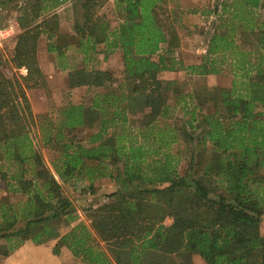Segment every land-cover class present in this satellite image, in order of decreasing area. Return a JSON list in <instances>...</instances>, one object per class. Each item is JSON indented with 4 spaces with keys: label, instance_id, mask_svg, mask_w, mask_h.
<instances>
[{
    "label": "trees",
    "instance_id": "obj_1",
    "mask_svg": "<svg viewBox=\"0 0 264 264\" xmlns=\"http://www.w3.org/2000/svg\"><path fill=\"white\" fill-rule=\"evenodd\" d=\"M62 1L16 9L20 30L9 62L26 74L7 75L0 64V256L26 242L21 264H60L49 257L62 247L81 264H180L169 257L192 253L206 264H264V20L255 12L264 0H221L205 56L178 66L198 75L219 73L224 63L231 70L229 86L197 93L185 111L191 132L199 129L195 137L167 122L172 86L161 75L177 68L180 38L159 4L166 0H116L124 18L114 28L96 14L107 0H84L73 43L60 32L55 9ZM43 36L48 52L61 56L73 44L82 54V66L68 72L69 88L106 90H96L90 104L34 115L26 89L47 85L37 61ZM96 50L104 58L121 51L120 90L110 89L112 71L89 64ZM35 118L45 125L42 144L56 148L51 167L29 134ZM96 123V131L78 136ZM182 136L202 150L190 154L200 170L190 183L171 151ZM11 161L16 169L5 167ZM104 180L115 190L82 209L87 225L62 184L94 195Z\"/></svg>",
    "mask_w": 264,
    "mask_h": 264
},
{
    "label": "rangeland",
    "instance_id": "obj_2",
    "mask_svg": "<svg viewBox=\"0 0 264 264\" xmlns=\"http://www.w3.org/2000/svg\"><path fill=\"white\" fill-rule=\"evenodd\" d=\"M40 0H0V64L3 66L5 74L9 75L18 73L21 75L26 74L25 67L16 69L13 64L9 62L12 48L14 46L16 35L19 32L18 26H11V22L15 23L16 20V9L23 6L25 3L27 5H34ZM84 0H64L55 9L59 16V28L60 32L67 42H77V36L75 34V25L82 22V5ZM221 0H166L165 2H160L163 14L170 16V23L176 29L179 35L180 45L173 49V57L179 60L177 68L175 70L164 71L161 77L167 82H171L168 104L170 105V119L167 122H171L172 126L180 127L182 130H187L192 133L195 137L199 129L191 132V129L187 125V121L190 118L189 113H185L186 110H193L195 103L196 94L199 92L209 91L213 86H229L231 82V70L228 63L221 65L220 72L216 74H206L198 75L187 72L184 66L197 64L201 61L207 51V44L209 37L215 30V24L218 22L217 14H215L214 7L220 9ZM220 12V11H219ZM258 15V21L264 20V7H259L255 10ZM97 16L103 17L104 20L108 21L109 28H114L117 26L118 22L123 20L124 12L121 10L120 5H118L116 0H107L100 9L96 12ZM43 40L40 41V46L37 50V55L43 60V65L45 68H49L50 61H55L54 52H48L46 49V40L43 36ZM52 41L56 43V39L53 38ZM237 42V41H236ZM239 44V40L237 42ZM159 53H162L165 49V44L160 45ZM100 48V47H99ZM99 50L90 52L91 56H98L102 59V64L105 68H109L116 76V81L113 82L111 88H115L117 84L122 79V69L123 63L121 58V51L115 50L111 52L107 58H104L103 53H98ZM52 53V54H51ZM93 53V54H91ZM65 59L68 60L69 64L73 68L81 66L82 54L76 50V47L71 44L70 47L65 51ZM61 57V56H60ZM50 60V61H49ZM56 60H59L57 58ZM60 61V60H59ZM58 61V62H59ZM183 66V67H178ZM50 74V73H49ZM50 78L47 79V85L49 90H28L27 95L30 100L31 109L34 115L44 114L46 112H54L56 109L63 107L68 103H78L82 102L84 104H90V100L93 93L96 90H67L65 80L57 74H50ZM184 103H186V109H183ZM209 105H205L202 109L208 110ZM42 109V110H40ZM39 110V111H37ZM206 112V111H205ZM55 113V112H54ZM140 117V112L135 115V118ZM42 122V120H41ZM163 119H159L158 126L163 125ZM40 120L35 118L34 123L32 122L29 127V134L33 140V144L38 148L40 154L43 157V161L46 166L51 167L50 160L56 152V148L51 146H44L41 142L42 138V128L39 124ZM46 124V122H45ZM97 123L90 129L84 130L83 133H78V136L85 135V133L94 132L97 129ZM185 137V136H182ZM178 138L173 143L172 152L180 156L179 168L181 172H185V179L187 182H191L192 179L200 174V170L195 160H193L194 165H190L189 157L190 154H196L202 152V150L196 148L197 144L195 139L189 140L188 137L186 141ZM54 145V144H53ZM207 151H203V155H207ZM5 164V167H10V169H16V165L13 161ZM213 184V183H212ZM0 185L1 184L0 181ZM76 183L72 184L64 183L62 184V192L67 196L78 212L79 218L83 220L85 224L88 225V220L85 218L83 213V208H86L91 203L102 202L106 200L105 195L115 190V186L111 185L106 180L102 181V184L96 188L94 195H85L81 192L80 187ZM5 194L0 189V197ZM215 192L211 191V196H214ZM20 198L19 195L12 196L11 200H17ZM260 232L264 235V213L260 217L259 223ZM68 230V227H63L61 232ZM95 239L97 237L95 236ZM3 243V241H0ZM50 243H52L50 241ZM25 247V242L18 248ZM18 248H14L11 252L16 251ZM64 253L60 254L61 264H81L78 258L74 257L72 253L64 248ZM11 252L9 254H11ZM61 252V251H60ZM9 254L7 256H9ZM6 256V257H7ZM169 259L172 262H177L180 264H206L204 260L195 253L188 255L172 254ZM5 256H0V264H4Z\"/></svg>",
    "mask_w": 264,
    "mask_h": 264
},
{
    "label": "crops",
    "instance_id": "obj_3",
    "mask_svg": "<svg viewBox=\"0 0 264 264\" xmlns=\"http://www.w3.org/2000/svg\"><path fill=\"white\" fill-rule=\"evenodd\" d=\"M56 11V10H55ZM57 12V11H56ZM15 23H13V22H11L12 24H11V26H18V28H19V24L17 23V21L15 20L14 21ZM52 54V53H51ZM54 55V59H55V61H50V66H49V68L47 69V68H45L46 66L45 65H43V60L41 59V57L39 56V55H37V61H38V64H39V67H40V69H41V71H42V73L45 75V78H46V80L48 79V78H50L49 77V75L50 74H57V75H59L60 77H62L65 81V86H66V88H67V90H106V88H103V87H98V88H94V87H91V88H87V87H85V86H79V87H75V88H69L68 87V85H67V77H68V72L71 70V69H73V67L71 66V64H69V62H68V60H64L65 59V56H64V54L63 55H61V57L60 56H57V54H53ZM57 58H59V60H56ZM82 59L83 58H81V66H82ZM59 61V62H58ZM102 62V59H100L98 56H93L92 57V59H91V61L89 62V64H93V66L95 67V68H99V69H107V70H110V71H112L111 69H109V68H105L104 66H103V64L101 63ZM80 67V66H79ZM123 67V66H122ZM50 73V74H49ZM113 76L116 78V76H115V74L113 73ZM122 80V79H121ZM120 80V81H121ZM119 84V83H118ZM118 84H117V86L115 87V88H111V86H113V83L110 85V89H114V90H118L119 88H118ZM27 91L28 90H49V86L48 85H46L45 87H37V88H35V87H31V88H28V89H26ZM120 90V89H119ZM27 93V92H26ZM28 96V95H27ZM29 98V97H28ZM30 101V100H29ZM40 110H42V109H40ZM37 111H39V110H37ZM25 244H26V242H25ZM22 248H24V246L22 247ZM22 248H18L16 251H13V253L11 252V254H9V256H5V262H4V264H21L20 263V261H21V256H20V251H21V249ZM65 247H62L61 248V254H62V252L64 253V251H63V249H64ZM67 249V248H66ZM52 258H56L59 262H60V264L62 263V260H60V254L59 255H54V256H51V257H49V259L50 260H52ZM62 259V258H61Z\"/></svg>",
    "mask_w": 264,
    "mask_h": 264
},
{
    "label": "built area",
    "instance_id": "obj_4",
    "mask_svg": "<svg viewBox=\"0 0 264 264\" xmlns=\"http://www.w3.org/2000/svg\"><path fill=\"white\" fill-rule=\"evenodd\" d=\"M24 71H26V69H23Z\"/></svg>",
    "mask_w": 264,
    "mask_h": 264
}]
</instances>
